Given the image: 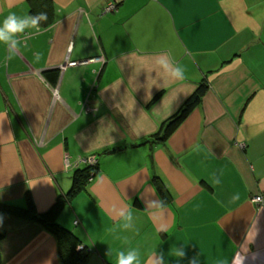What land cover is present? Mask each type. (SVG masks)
<instances>
[{"label":"crops","instance_id":"0c3cea01","mask_svg":"<svg viewBox=\"0 0 264 264\" xmlns=\"http://www.w3.org/2000/svg\"><path fill=\"white\" fill-rule=\"evenodd\" d=\"M33 3L50 25L0 42V203L30 196L44 213L95 157L58 217L87 264L133 250L140 264H264V0ZM29 12L28 0H0V22ZM201 84L199 104L154 144ZM0 233L1 264H59L39 224L0 212Z\"/></svg>","mask_w":264,"mask_h":264},{"label":"trees","instance_id":"16d2710c","mask_svg":"<svg viewBox=\"0 0 264 264\" xmlns=\"http://www.w3.org/2000/svg\"><path fill=\"white\" fill-rule=\"evenodd\" d=\"M28 4L30 6V16L40 14V12L36 9L33 0H28ZM38 23H40L42 27L50 25L49 21L40 20ZM207 90V84L199 85L192 95L183 103L181 108L163 123L160 131L151 137L153 143H164L199 104L201 98L205 95ZM159 96L160 95L158 94L154 100H156ZM151 142L152 141H147V143ZM95 172L96 166H85L82 169L76 170L71 177L72 183L70 190L65 195L59 196L53 205L44 213H38L36 211L35 205L30 196L26 197V204L24 208L0 203V212L25 221L35 222L50 233L55 238L57 243L59 264H87V249L82 246L81 241L73 232L65 229L58 223V217L64 206L69 204L72 199L84 190L85 186L88 182H90L89 180L91 176H94ZM153 184L162 200V203H168L170 201V194L162 181L159 178H155L153 180ZM135 205L138 206V203L136 202ZM3 237L4 233H0V242Z\"/></svg>","mask_w":264,"mask_h":264},{"label":"clouds","instance_id":"9594fccd","mask_svg":"<svg viewBox=\"0 0 264 264\" xmlns=\"http://www.w3.org/2000/svg\"><path fill=\"white\" fill-rule=\"evenodd\" d=\"M47 14L40 13L35 16L20 17L15 13H9L2 22H0V42L11 43L15 45L16 41L14 37L18 34L24 33L25 30L29 27L36 28L38 27V21L46 20ZM158 63L164 67L168 68V64L165 60L160 59ZM172 75L176 79H182L184 77L183 70L176 68L173 70ZM126 221L132 219L131 213L121 214ZM129 223H124L123 228H129ZM117 264H140V257L137 251H129L127 253L121 252L117 258Z\"/></svg>","mask_w":264,"mask_h":264},{"label":"built area","instance_id":"2783aa9c","mask_svg":"<svg viewBox=\"0 0 264 264\" xmlns=\"http://www.w3.org/2000/svg\"><path fill=\"white\" fill-rule=\"evenodd\" d=\"M116 4L115 3H108L106 4V6L103 8V13L106 14V13H113L116 11ZM71 65H74V64H71ZM86 110L89 111V108L86 107ZM80 163L84 164L85 166H90V167H95L97 165V160L95 157H88L87 159H84L82 160ZM93 178V176H91L90 180L91 181ZM252 201L255 203V204H260L262 203V198L260 196H256L252 199ZM82 249V248H80Z\"/></svg>","mask_w":264,"mask_h":264}]
</instances>
